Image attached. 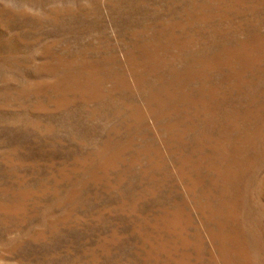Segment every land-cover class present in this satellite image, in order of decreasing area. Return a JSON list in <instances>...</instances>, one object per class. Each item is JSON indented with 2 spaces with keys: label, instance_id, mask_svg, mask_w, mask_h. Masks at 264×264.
<instances>
[{
  "label": "rangeland",
  "instance_id": "1",
  "mask_svg": "<svg viewBox=\"0 0 264 264\" xmlns=\"http://www.w3.org/2000/svg\"><path fill=\"white\" fill-rule=\"evenodd\" d=\"M0 264H264V0H0Z\"/></svg>",
  "mask_w": 264,
  "mask_h": 264
}]
</instances>
